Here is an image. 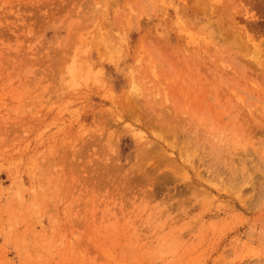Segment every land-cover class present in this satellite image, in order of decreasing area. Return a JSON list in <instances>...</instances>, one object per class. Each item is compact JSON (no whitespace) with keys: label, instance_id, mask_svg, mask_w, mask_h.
<instances>
[{"label":"rangeland","instance_id":"obj_1","mask_svg":"<svg viewBox=\"0 0 264 264\" xmlns=\"http://www.w3.org/2000/svg\"><path fill=\"white\" fill-rule=\"evenodd\" d=\"M0 264H264V0H0Z\"/></svg>","mask_w":264,"mask_h":264},{"label":"bare ground","instance_id":"obj_2","mask_svg":"<svg viewBox=\"0 0 264 264\" xmlns=\"http://www.w3.org/2000/svg\"><path fill=\"white\" fill-rule=\"evenodd\" d=\"M178 26H179V25H178ZM178 26H175V27L177 28ZM180 27H181V26H180ZM181 28H182V30H181ZM181 28L178 27V30H180V32L182 31V33H183V27H181ZM178 30H177V31H178ZM178 32H179V31H178ZM180 34H181V33H180ZM110 58H111V60L114 59V58L111 57V55H110ZM134 79H135V78H134Z\"/></svg>","mask_w":264,"mask_h":264}]
</instances>
